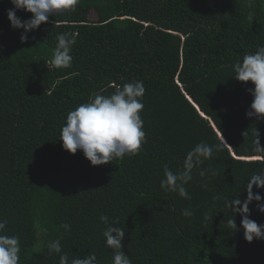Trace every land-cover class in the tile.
Wrapping results in <instances>:
<instances>
[{
    "label": "trees",
    "instance_id": "16d2710c",
    "mask_svg": "<svg viewBox=\"0 0 264 264\" xmlns=\"http://www.w3.org/2000/svg\"><path fill=\"white\" fill-rule=\"evenodd\" d=\"M13 7L0 2V219L20 237V264H59L48 248L56 239L69 260L95 253L112 264L101 215L124 229L133 264H264V240L247 242L228 206L246 198V182L264 166L253 158L264 120L245 115L254 85L232 77L237 60L264 46V0H79L25 43L7 19ZM60 32L76 44L71 67L56 69L48 61ZM136 80L146 89L139 154L92 166L82 151L63 149L69 111ZM201 141L222 147L193 169L191 199L162 191L164 166L180 170ZM203 169L219 175L201 177ZM256 203L250 218L262 224Z\"/></svg>",
    "mask_w": 264,
    "mask_h": 264
},
{
    "label": "clouds",
    "instance_id": "9594fccd",
    "mask_svg": "<svg viewBox=\"0 0 264 264\" xmlns=\"http://www.w3.org/2000/svg\"><path fill=\"white\" fill-rule=\"evenodd\" d=\"M11 3L14 7L6 10L7 19L13 30H23L20 40L25 43L29 39V32L37 30L43 23H48L50 17L67 10L74 11L79 0H11ZM18 10L32 15L23 19L16 15ZM56 40L55 50L48 63L56 69L71 67L76 36L70 32H60ZM232 71V77L237 81H250L254 85L248 89L253 100L245 113L246 117L264 120V46H259L256 51L245 54L242 60H237L232 65ZM145 92L143 81L136 80L116 85L109 95L97 93L90 101L79 104L68 112L66 122L61 128L59 139L63 149L71 154L82 151L92 166L109 164L114 159H123L125 155L139 154L142 145L146 143L144 120L141 116L145 107L142 102ZM256 144V155L253 158L264 162V147L260 146L258 139ZM221 147V144L213 145L201 141L187 152L180 170L173 171L165 165L163 178L160 180L161 190L190 200L186 185L193 179V169L210 160L214 152L219 151ZM208 172L212 176L219 175L214 169H203L199 174L204 177ZM245 185L246 198L241 200L237 196L228 206L233 213L242 217L241 227L247 242L254 239L264 240V223L258 224L250 218L249 207L255 201L258 211L264 213V196L253 192L254 186L257 189L264 188V166H258ZM203 186L207 187V184ZM182 215L186 218L192 217L194 212L185 209ZM100 221L105 225L102 232L105 244L113 250L112 264H133L129 255L123 251L124 229L114 226L117 221L107 215H101ZM226 225L239 231L235 219H227ZM7 227L8 221L0 219V264H20V237L9 234ZM61 227L66 232L71 231V225L68 223L62 224ZM48 248L50 253L59 254V264H98L95 253L69 260L68 254L62 251L60 239L50 242Z\"/></svg>",
    "mask_w": 264,
    "mask_h": 264
},
{
    "label": "rangeland",
    "instance_id": "374dc122",
    "mask_svg": "<svg viewBox=\"0 0 264 264\" xmlns=\"http://www.w3.org/2000/svg\"><path fill=\"white\" fill-rule=\"evenodd\" d=\"M89 20L90 21H95L96 20V14L94 11H91L89 14Z\"/></svg>",
    "mask_w": 264,
    "mask_h": 264
},
{
    "label": "water",
    "instance_id": "95a60500",
    "mask_svg": "<svg viewBox=\"0 0 264 264\" xmlns=\"http://www.w3.org/2000/svg\"><path fill=\"white\" fill-rule=\"evenodd\" d=\"M219 137H221L220 135H219ZM221 139V138H220ZM223 142H224V140H223V138L221 139ZM225 143V142H224ZM234 156V155H233Z\"/></svg>",
    "mask_w": 264,
    "mask_h": 264
},
{
    "label": "bare ground",
    "instance_id": "6f19581e",
    "mask_svg": "<svg viewBox=\"0 0 264 264\" xmlns=\"http://www.w3.org/2000/svg\"><path fill=\"white\" fill-rule=\"evenodd\" d=\"M222 139V137H220Z\"/></svg>",
    "mask_w": 264,
    "mask_h": 264
}]
</instances>
